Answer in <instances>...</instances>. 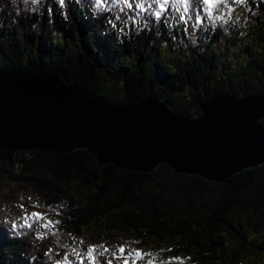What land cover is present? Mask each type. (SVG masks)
Returning a JSON list of instances; mask_svg holds the SVG:
<instances>
[{"label": "trees", "instance_id": "trees-1", "mask_svg": "<svg viewBox=\"0 0 264 264\" xmlns=\"http://www.w3.org/2000/svg\"><path fill=\"white\" fill-rule=\"evenodd\" d=\"M232 1L234 11L226 15L234 17L232 39L217 36L203 52L189 48L180 54L172 50L171 45L178 44L173 42L175 36H166L168 44L149 35L124 46L125 40L111 33L114 36L107 41L114 45L107 44L109 57L96 45L105 30L101 23L99 27L90 20L82 28L71 17L69 24L59 21L54 28L47 23L41 27L30 18L11 28V22L0 19V74L57 75L106 102L137 105L156 97L174 112L186 114L200 113L201 103L220 94L237 99L261 95L264 0ZM75 35L83 39V52L78 54L71 48ZM149 37L156 38L153 46L146 45ZM224 53L229 54L226 61ZM183 72L212 74L203 82L210 90L204 93L205 99ZM88 75L90 80L83 78ZM122 89L129 97L120 93ZM186 91L191 99L184 101ZM0 175L27 183L47 197L62 196L60 204L45 208L46 212L58 217L67 213V230L95 242H84L73 234L46 252L43 245L55 227L54 216L46 213L32 222L27 241H0V264H65L66 258L67 264L81 260L92 264L88 250L98 255L94 246L102 240L111 241L109 246L117 254L95 258L96 264H125V260L130 264H264V167L224 183H210L177 173L166 164L151 174L102 165L86 150L55 154L48 149H0ZM120 248L125 249L123 254ZM137 251L144 254L138 261Z\"/></svg>", "mask_w": 264, "mask_h": 264}, {"label": "water", "instance_id": "water-1", "mask_svg": "<svg viewBox=\"0 0 264 264\" xmlns=\"http://www.w3.org/2000/svg\"><path fill=\"white\" fill-rule=\"evenodd\" d=\"M199 108L198 116L174 112L156 97L110 103L61 76L0 75V149L81 147L104 165L146 173L163 162L189 176L264 164V94H221ZM245 155L257 160L245 163Z\"/></svg>", "mask_w": 264, "mask_h": 264}, {"label": "rangeland", "instance_id": "rangeland-1", "mask_svg": "<svg viewBox=\"0 0 264 264\" xmlns=\"http://www.w3.org/2000/svg\"><path fill=\"white\" fill-rule=\"evenodd\" d=\"M4 15L2 14V10H0V19H2V20H4ZM25 18V22H30L31 21V19L30 18H28V17H24ZM60 22H62V21H60ZM62 23H64V22H62ZM79 24L80 25H82V22L81 21H79ZM46 25L47 24H45V23H41L40 24V26L41 27H46ZM61 29V28H60ZM158 36V35H157ZM81 40H83L82 38H79L78 36H71V41H72V45H71V48H72V50H73V52L75 53V54H78V53H80V52H83V50H82V47H81V43H80V41ZM153 41H156V38H152V37H149V38H147V41H146V45H151V46H153ZM43 45H39V47H42ZM221 51H224V50H222L221 49ZM227 55H229V54H227V53H224L223 54V60L224 61H226L227 59H226V56ZM7 74H10V73H2V75H4V76H6ZM185 73L183 72V74L181 73V75H184ZM185 76H188L189 77V80H190V84H197V86L196 87H198L199 86V90H198V93H199V96H201V94H203L202 95V97L205 99V94L204 93H207L208 91H210V90H208L207 88H206V85L205 86H203V82H205V81H207L210 77H212V74L209 72V73H207V74H205V73H189L188 75H184V77ZM114 77H116V76H114ZM121 77V76H120ZM119 77V78H120ZM84 79H86V80H90L91 79V76H87V77H83ZM153 81L155 82V84L157 85V87H162L161 86V84L160 83H158V81H156V80H154L153 79ZM200 86H202V88H200ZM192 92H193V90L190 88V87H188ZM120 93L122 94V95H125V96H127V97H129V95H126L125 94V92H124V90L122 89L121 91H120ZM210 94V93H209ZM184 97H185V99H184V101H187V100H189V99H191V95H190V91H186L185 93H184ZM209 97L211 96V95H208ZM219 96V95H218ZM203 99V100H204ZM192 103H194V102H192ZM193 113H187V115H192ZM200 114H202V113H197V114H193V115H196V116H198V115H200ZM198 118H193V120H197ZM261 123H263L264 124V118L263 119H261V121H260ZM44 149H47V148H44ZM2 150H9V151H11V152H23V151H38V150H43V149H36V150H28V149H19L18 147H16V149H14V148H11V149H2ZM49 150V149H48ZM65 150V149H64ZM73 152H72V151ZM78 150H86L88 153H90V151L88 150V149H86V148H81V147H79V148H75L74 149V147H71L70 149H68V150H65V151H67V152H69V153H74L75 151H78ZM51 151V150H50ZM52 152V151H51ZM69 153H65V154H69ZM64 154V153H63ZM91 155H93L94 157H96L97 158V160L99 159L96 155H94V154H92V152L90 153ZM100 160H98V162H99ZM100 163V162H99ZM100 164H102V163H100ZM164 164H166V165H168L169 167H170V165L168 164V163H163V162H160L159 163V165L156 167H153V168H151V169H149V171L150 172H146L147 174H151V173H153L154 171H156L157 169H159L162 165H164ZM102 165H104V164H102ZM241 168H239V171L237 170L236 172H228L227 173V175H214L213 173H207V174H204V175H201V174H198V173H196L197 175H194V176H199V177H201V178H203L205 181H207V182H210V183H214V182H216V183H224V182H226L227 180H230V179H232V178H235V177H237L238 175H241V174H243L244 172H246V171H251V170H254V169H256V168H260V167H264V164L263 165H260V166H256V167H254V168H249V169H246V170H243V171H241L240 169H243V166H240ZM171 168V167H170ZM172 169V168H171ZM173 170V169H172ZM143 173H145V172H143ZM189 176V175H188ZM8 176H3V175H0V187H4L5 185H7V184H11V185H14L15 187H17V188H21V187H30V188H33V189H35L36 190V188H34V187H32L31 185H29V184H27V183H23V184H19V183H17V182H13V181H11V180H9L8 178H7ZM3 179H7V180H9V181H4ZM222 179V181H218V180H221ZM17 185H21V187H19V186H17ZM41 195H43V196H45V194H43V193H41ZM51 198L52 199H55V198H62V196H60V195H58V194H56V193H54L52 196H51ZM66 214L67 213H65V215L63 216V218L65 219L66 218ZM0 241L1 242H10V243H15V241L5 232V231H1L0 230Z\"/></svg>", "mask_w": 264, "mask_h": 264}, {"label": "snow or ice", "instance_id": "snow-or-ice-1", "mask_svg": "<svg viewBox=\"0 0 264 264\" xmlns=\"http://www.w3.org/2000/svg\"><path fill=\"white\" fill-rule=\"evenodd\" d=\"M60 2L63 3V0H60ZM164 2L166 3L167 0H164ZM218 2H219V0H204V3L207 4L209 6V8L213 7ZM161 8H163V3H161ZM33 216L39 218L38 213H33ZM119 251L121 254H123L125 252V249L120 248ZM93 253H94V249H89L88 250V257H89V260L92 262V264H96L95 257L93 255ZM143 255L144 254L142 252L137 251L135 253V257H136L137 261L139 259H141L143 257ZM65 264H67V258L65 260ZM80 264H84L83 260H81ZM125 264H130L129 260H125Z\"/></svg>", "mask_w": 264, "mask_h": 264}, {"label": "clouds", "instance_id": "clouds-1", "mask_svg": "<svg viewBox=\"0 0 264 264\" xmlns=\"http://www.w3.org/2000/svg\"><path fill=\"white\" fill-rule=\"evenodd\" d=\"M11 6H12V0H8L7 4L3 3V0H0V10L11 8Z\"/></svg>", "mask_w": 264, "mask_h": 264}, {"label": "bare ground", "instance_id": "bare-ground-1", "mask_svg": "<svg viewBox=\"0 0 264 264\" xmlns=\"http://www.w3.org/2000/svg\"><path fill=\"white\" fill-rule=\"evenodd\" d=\"M191 1H192V0H191ZM191 1H190V2H191ZM178 6H179V5L175 6L174 9H177ZM260 145H261V144L258 143L259 148H260ZM256 160H257V159H255V158L251 160V159L249 158V155H245V160H244V162H245V163H249V162H251V161H256ZM11 250H12V249H11ZM0 251H1V250H0Z\"/></svg>", "mask_w": 264, "mask_h": 264}]
</instances>
